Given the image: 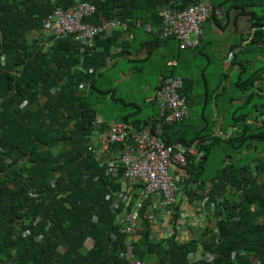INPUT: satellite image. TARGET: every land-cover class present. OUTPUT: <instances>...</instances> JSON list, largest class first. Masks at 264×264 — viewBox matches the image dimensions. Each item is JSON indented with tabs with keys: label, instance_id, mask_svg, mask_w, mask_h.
<instances>
[{
	"label": "trees",
	"instance_id": "trees-1",
	"mask_svg": "<svg viewBox=\"0 0 264 264\" xmlns=\"http://www.w3.org/2000/svg\"><path fill=\"white\" fill-rule=\"evenodd\" d=\"M75 1L0 0V264H128L120 256L126 233L119 217L131 210L137 189L123 179L122 168L118 174L107 172L106 163L91 150L90 136L101 114L99 97H115V81L108 76L102 80L105 69L120 58L151 62L161 48L167 52L154 92L163 78L181 76L180 93L187 99L189 116L168 124L154 96L143 99L148 107H157L147 113L122 96L115 100L136 109L111 121L101 117L99 130L125 121L137 131H155L161 122V142L190 146L197 141L203 155L188 156L181 168L186 176L175 174L182 196L173 205L168 234L156 236L144 215L151 198L144 200L137 254L145 264H264V118L258 119L264 115V67L248 68L264 50V0H205L212 12L204 23L213 19L225 29L226 16L234 11L235 19L250 16V28L231 43L232 69L223 71L215 87L210 84L212 60L204 51L210 42L203 41L204 33L190 48L195 57L204 53L207 60L201 68L202 90L192 72L178 73L177 65H168L181 49L176 37L161 33L163 8L183 10L202 0H84L96 6L85 22L120 19L128 24L126 31L98 35L95 47L85 49L72 34L47 36L43 30V20L55 8H68ZM144 50V57L128 56ZM253 51L254 57L240 62L238 55ZM236 68L237 78L231 80ZM224 108L230 119L227 129L221 128L226 137L214 128V111L221 115ZM219 143L236 156L225 155L215 175L206 179ZM123 148L114 145L117 153ZM120 191L128 193V201L118 199ZM182 205L200 217L195 224L187 223L191 236L183 237ZM195 252H201L200 259L189 258Z\"/></svg>",
	"mask_w": 264,
	"mask_h": 264
},
{
	"label": "built area",
	"instance_id": "built-area-1",
	"mask_svg": "<svg viewBox=\"0 0 264 264\" xmlns=\"http://www.w3.org/2000/svg\"><path fill=\"white\" fill-rule=\"evenodd\" d=\"M95 11L94 4L76 0L68 8H55L43 20V30L47 36L59 37L72 34L85 49V47L94 48L95 38L100 34L110 35L115 29L124 31L128 29V24L120 19H108L99 25L85 22L84 18ZM211 12L212 6L205 0L183 10L163 8L161 33L164 37H176L181 50L194 48L199 44L203 34L202 24ZM168 65H176V60H170ZM183 85L181 76L165 77L154 92L161 118L165 123L172 124L189 116L187 99L180 93ZM80 87H83V84ZM101 123L102 118L99 116L90 136L92 152L102 163H106L108 173L118 174L122 168V177L128 182L129 187L138 186L137 197L132 203L131 210L123 212L119 217V222L124 226L122 231L126 233L125 248L120 256L126 259L128 264H145L138 256L135 246L140 236L139 211L142 201L151 196H158L165 205L176 204L181 199L182 191L175 179L174 170L178 169L176 174L181 173L182 177L186 176V170L181 168L186 166L188 156H201L203 151L198 150L197 141L190 146L181 143L166 145L161 142L158 137L161 122L157 124L155 131L150 128L137 131L125 121L112 122L105 130L100 131ZM115 144H124V148L117 153L114 151ZM116 195L121 202L128 201V193L120 191ZM200 257L201 252H195L189 258L197 260Z\"/></svg>",
	"mask_w": 264,
	"mask_h": 264
},
{
	"label": "rangeland",
	"instance_id": "rangeland-1",
	"mask_svg": "<svg viewBox=\"0 0 264 264\" xmlns=\"http://www.w3.org/2000/svg\"><path fill=\"white\" fill-rule=\"evenodd\" d=\"M232 14L226 16L225 19L229 21V25L231 27H239L241 23L245 21H250V16L248 15L238 16L237 19H235L234 11ZM212 22L213 19H209V21L205 23V27H208L210 24H212ZM232 42H235V38L229 40L227 44ZM95 43H96V38H95ZM204 51H206L209 54L212 60L211 64L209 65L210 66L209 71H211L210 84L212 87H215L214 85L217 84L219 81L218 76L221 75V73L225 69L220 63V56L222 55V53H224V49L223 47H220L217 50L216 54H215V47H211L210 50L204 49ZM166 52L167 51H164L162 48H161V53L159 49H156L152 55L153 60L151 62H147V61L136 62V61H131L127 58H120L116 60L115 65L109 66L107 69H105L104 71L105 75L103 76L102 80L108 81L107 78L108 76L112 83L113 81H115V83H113L114 87L116 88L114 93L115 97L111 98L109 94H107L105 97L103 96L104 98L99 97L100 99L98 100L101 102L100 103L101 114L99 116L102 117L103 119L111 121L117 119L118 117H121V115L124 114L126 110L136 109V107L133 106L124 107V105L120 101L115 100V98L119 99L122 96L126 97V100L129 102L133 101L134 103L141 105L142 109L145 110V113H147L148 111H156L157 107L154 106L148 107L146 104H144L143 99L153 95L154 89L157 84L158 75L160 71L163 69L165 63L164 55ZM256 54L257 53L253 51L250 54H248V56L254 57ZM239 57L243 60L244 53L238 55V58ZM206 63L207 60L205 56H200L196 59V67L194 66L191 68V66L189 65L187 68L188 63H186V66L182 67L181 68L182 71H178V73L182 72L188 75L189 73L185 70L188 69L192 70L194 68V72L192 71L193 77L194 75H196L195 80H196V85L198 86L197 88L202 90L203 77L201 74V68H203V66ZM250 64L248 66L250 71L262 70V68L264 67V62H262L261 59L253 61ZM136 68H141L142 70L136 72L134 70ZM230 69L232 68L230 67ZM249 73L250 72L248 71L246 74L248 75ZM229 76L231 80H235L237 78V71L231 70ZM233 93H235V90L228 91L227 93H225L226 98H228L229 95ZM99 95H100L99 93L96 94V97ZM222 98L223 96L220 97V99ZM258 103H261V100H258ZM118 109H120L119 112H117ZM195 110L196 107H192V114L194 116H196ZM229 121H230L229 116H227L226 125L229 123ZM250 153L251 155L256 154L255 151ZM225 155H231L234 158L236 156V153L231 148H228L227 145H225L224 143H219L214 147V155L209 160V164H208L209 171L206 174L205 177L206 179H210L215 175V172L217 168L220 166L221 160L225 157ZM183 204H186V201Z\"/></svg>",
	"mask_w": 264,
	"mask_h": 264
},
{
	"label": "crops",
	"instance_id": "crops-1",
	"mask_svg": "<svg viewBox=\"0 0 264 264\" xmlns=\"http://www.w3.org/2000/svg\"><path fill=\"white\" fill-rule=\"evenodd\" d=\"M249 28H250V23L248 21L241 23L239 25V27H231L229 25V23H227L225 29H222V28L216 26L215 23L210 24L208 27H205V23L203 24V33H204L203 41L204 42H206V41L210 42V43L206 44L205 49L210 50L211 47H215V54L217 53V50L220 47H223V49H224V53H222V55L220 56V63L225 68L223 71L226 72L228 69H230V67H231L230 62H231V59L233 57V54H232V57L230 59V54L232 53V52H230L231 50H229L231 43H229V44H227V43L229 42V40H232L233 38L240 37V34H243V35L247 34L249 32ZM245 38L246 37H241V39H244L245 40L244 42L246 43L248 41V39H245ZM237 40L239 41V39H237ZM263 47H264V45H263ZM159 50L161 53V49H159ZM261 50L263 51V53H261V56L259 55V59H261V61L264 62V50L263 49H261ZM179 52L181 55L179 56L178 59H176V65L178 66V70H181L182 67H185L186 63H188L187 68L189 65L191 66V68L194 66L196 67L197 57H195V53H191L190 48L185 49V50H180ZM146 53L147 52L144 50L143 52H141L139 54V56L136 53H133V54L128 55V56L132 57V58H139V57L146 56ZM203 55H204V53L202 54V56ZM247 56H248V54L244 53V59L242 60L240 58V62H244V60L246 59ZM227 57H228V59H227ZM236 70H237V68L235 69V71ZM185 71H187V72L193 71L194 72V68L192 70L188 69ZM193 72H192V75H193ZM195 77H196V75H194V78ZM159 79H160V76L158 75V80ZM220 79H221V75L218 76V80H220ZM152 96H154V92H153ZM227 111H228V109L224 108V111L221 115H219L218 110L214 111L215 117L217 118L216 119L217 123L214 126L215 131L217 134L222 135L223 137H226V135L222 133L221 128L227 129L226 128L227 126L225 127V125H226L225 115L227 114ZM263 118H264V115H260V117H258L259 120H262ZM232 130H233V126L228 128L227 133L230 134ZM177 171H178V169L174 170V173L176 174ZM135 187H136V189L138 188V186H135ZM132 189H133V191L135 190L134 187ZM134 192H136V191H134ZM150 198H151L150 199L151 204H150L149 211H144L145 212L144 215L146 217H149L151 223L153 224L154 233L156 234V236H164L165 234H168L170 232V228H171L170 222L172 219L171 218L172 214L174 213V211H173L174 206L165 205L163 203L161 197L151 196ZM143 202L144 201H142L141 209L143 208ZM141 209H140V211H141ZM181 209H182L181 210V214H182V219H181L182 222L181 223L183 224L182 226L184 228L183 237L191 236L193 233H191L190 227L187 225V223H189L190 225L195 224V223H197L196 217H198V218H200V217L195 216L197 214L194 211L190 210L188 205H184V206L182 205ZM140 211H139V217L141 215ZM140 226H141V219L139 218V227ZM150 262H152V259Z\"/></svg>",
	"mask_w": 264,
	"mask_h": 264
}]
</instances>
